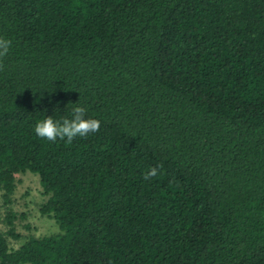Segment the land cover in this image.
Masks as SVG:
<instances>
[{
	"label": "trees",
	"instance_id": "16d2710c",
	"mask_svg": "<svg viewBox=\"0 0 264 264\" xmlns=\"http://www.w3.org/2000/svg\"><path fill=\"white\" fill-rule=\"evenodd\" d=\"M0 36V264H264V0H0ZM78 102L97 133L35 135ZM25 171L59 231L12 249Z\"/></svg>",
	"mask_w": 264,
	"mask_h": 264
},
{
	"label": "rangeland",
	"instance_id": "374dc122",
	"mask_svg": "<svg viewBox=\"0 0 264 264\" xmlns=\"http://www.w3.org/2000/svg\"><path fill=\"white\" fill-rule=\"evenodd\" d=\"M47 197L37 173L25 171L16 174V189L10 207L18 214L16 228L21 237L19 239L9 237L12 249L19 247L30 235L42 236L59 231L55 219L41 212V206ZM6 211L7 206L3 202L0 188V232H5L8 228L5 222ZM21 213H25L26 217H20Z\"/></svg>",
	"mask_w": 264,
	"mask_h": 264
},
{
	"label": "clouds",
	"instance_id": "9594fccd",
	"mask_svg": "<svg viewBox=\"0 0 264 264\" xmlns=\"http://www.w3.org/2000/svg\"><path fill=\"white\" fill-rule=\"evenodd\" d=\"M11 44L10 39L0 36V62L8 54ZM74 105L71 118L54 119L52 115H48L45 119L38 121L34 126L35 135L50 142L60 140L71 144L77 137H87L97 133L101 128V121L87 117V109L79 102ZM157 173L158 168L152 167L145 173L144 178L147 180L155 177Z\"/></svg>",
	"mask_w": 264,
	"mask_h": 264
}]
</instances>
